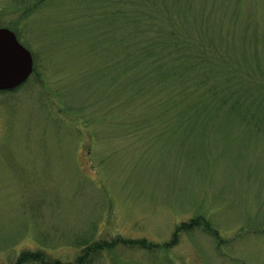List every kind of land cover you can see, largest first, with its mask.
<instances>
[{
	"label": "rangeland",
	"instance_id": "rangeland-1",
	"mask_svg": "<svg viewBox=\"0 0 264 264\" xmlns=\"http://www.w3.org/2000/svg\"><path fill=\"white\" fill-rule=\"evenodd\" d=\"M0 27L34 61L0 91V264H264V0H0Z\"/></svg>",
	"mask_w": 264,
	"mask_h": 264
},
{
	"label": "water",
	"instance_id": "water-1",
	"mask_svg": "<svg viewBox=\"0 0 264 264\" xmlns=\"http://www.w3.org/2000/svg\"><path fill=\"white\" fill-rule=\"evenodd\" d=\"M32 55L17 40L13 31L0 27V90L11 89L32 70Z\"/></svg>",
	"mask_w": 264,
	"mask_h": 264
},
{
	"label": "trees",
	"instance_id": "trees-1",
	"mask_svg": "<svg viewBox=\"0 0 264 264\" xmlns=\"http://www.w3.org/2000/svg\"><path fill=\"white\" fill-rule=\"evenodd\" d=\"M195 220H192L191 222L194 223ZM198 223V220L194 223V224H197ZM194 224H191V223H186V222H183L181 225H179L177 227V229L175 230L174 232V237L176 236L177 232L179 229H185V228H188V227H191L192 225ZM204 229L207 231V232H210V234L212 235H216L217 236V232L214 231L210 226L209 224H205V227ZM172 238V240H174L175 238ZM144 242H142L143 244ZM46 256L44 255L43 252H38V253H30V254H27V253H22V255L19 256V258L16 260L15 264H23V263H26V261H35V262H39L40 264H85L84 261H87L86 258H84V256H79L76 258V260L72 263H64V262H61L60 260H50V259H47L45 258Z\"/></svg>",
	"mask_w": 264,
	"mask_h": 264
},
{
	"label": "flooded vegetation",
	"instance_id": "flooded-vegetation-1",
	"mask_svg": "<svg viewBox=\"0 0 264 264\" xmlns=\"http://www.w3.org/2000/svg\"><path fill=\"white\" fill-rule=\"evenodd\" d=\"M33 69H34V66H33V68H32V72H33ZM32 72H31V74H32ZM31 74H30V75H31ZM30 75H29V76H30ZM14 89H15V88H14ZM12 90H13V89H11V90H7V91H12Z\"/></svg>",
	"mask_w": 264,
	"mask_h": 264
}]
</instances>
